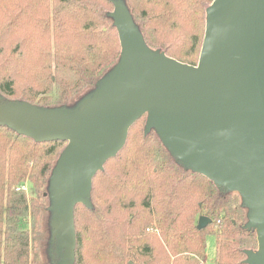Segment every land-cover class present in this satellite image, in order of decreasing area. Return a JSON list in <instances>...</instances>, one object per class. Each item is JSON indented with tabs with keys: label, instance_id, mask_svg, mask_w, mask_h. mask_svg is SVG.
I'll return each mask as SVG.
<instances>
[{
	"label": "trees",
	"instance_id": "trees-1",
	"mask_svg": "<svg viewBox=\"0 0 264 264\" xmlns=\"http://www.w3.org/2000/svg\"><path fill=\"white\" fill-rule=\"evenodd\" d=\"M213 1L126 0L152 50L194 66ZM114 10L110 0H0V93L65 109L80 92L97 91L122 55ZM146 123L147 115L130 128L124 148L93 179L94 209L76 206L74 264H200L210 235L217 236L214 264H248L258 239L244 228L250 212L240 194L189 170ZM66 146L0 123V264H32L41 200L23 186L33 184L45 214L49 178ZM201 216L212 222L200 230Z\"/></svg>",
	"mask_w": 264,
	"mask_h": 264
},
{
	"label": "water",
	"instance_id": "water-1",
	"mask_svg": "<svg viewBox=\"0 0 264 264\" xmlns=\"http://www.w3.org/2000/svg\"><path fill=\"white\" fill-rule=\"evenodd\" d=\"M116 28L120 62L79 110L17 103L0 111L19 134L67 142L51 183L60 240L72 235L64 262L75 259L76 206L147 115V130L179 160L242 195L258 239L247 263L264 264V0H214L196 66L152 50L127 17ZM211 222L202 216L198 228Z\"/></svg>",
	"mask_w": 264,
	"mask_h": 264
},
{
	"label": "rangeland",
	"instance_id": "rangeland-1",
	"mask_svg": "<svg viewBox=\"0 0 264 264\" xmlns=\"http://www.w3.org/2000/svg\"><path fill=\"white\" fill-rule=\"evenodd\" d=\"M110 1L113 2L114 6H115L114 12H112L110 14V16L112 17V19L114 21V24L116 25V22L119 18L127 17V18L132 20L133 25L135 27H137V29L139 30L137 24L133 20V15L130 11V8L128 7L126 0H110ZM104 79L101 81L99 88L101 87V85H103L104 81H106L108 79V77L104 78ZM95 93H96V91H94V92H90V91L80 92L79 95H76L75 98L72 99L70 105L65 107V110L67 112H74L76 110H79L84 105V103L87 102ZM19 103H22V102H19ZM15 104H17L15 101L14 102L9 101V99H7L2 93H0V111L6 110ZM147 122H148V116H147ZM0 123L1 124H7V123H4L3 121H0ZM146 128H147V123H146ZM63 152H62V154H63ZM62 154L59 157V159L57 160L56 165L54 166V168L52 170V174L49 178L50 185H49V188L47 190L48 197H49V200H48L49 205L46 208L45 214L42 213V208L44 206H47V205L45 204L44 199L39 198L38 191L33 187V184L28 181L23 186V190L25 191V193L29 199L37 198L39 201L41 200V203H43V204H41L39 202L41 205L39 234L36 237H34V239L31 238L32 247H31L30 255H31V263L32 264H61V262L65 258L66 253H68V251L70 249V244L72 241V235L70 233L66 234L63 242H62V240H60V237L58 235V228H57V222H56L57 216H56V212L54 211V208H53V205H54L53 204V202H54L53 198L54 197H53V193L51 190V183H52V179H53V174H54V171H55V169H56V167H57V165H58V163L62 157ZM186 166L188 167L189 170H191V168L188 165H186ZM17 192H18V190L15 191V193H17ZM231 192H237V191H231ZM239 196L242 199V201H244L242 195L240 194ZM240 198H239V200H240ZM82 204H84L89 209H94V205H93L92 200H91V195H90V198H88L87 201L85 203H82ZM249 212H250V209H249ZM199 219H200V217H199ZM199 219H198V222H199ZM247 224L244 227L245 229H247V231L252 229V230L256 231V233H257L256 228H248ZM45 240H48L47 243H45ZM257 250H258V246H256L255 248L254 247L251 248L247 252H249V251L256 252ZM216 256H217V236L216 235H210L207 237L205 257L199 259V261L204 262L205 264H214ZM64 264H74L73 256H69L68 259L64 262Z\"/></svg>",
	"mask_w": 264,
	"mask_h": 264
},
{
	"label": "flooded vegetation",
	"instance_id": "flooded-vegetation-1",
	"mask_svg": "<svg viewBox=\"0 0 264 264\" xmlns=\"http://www.w3.org/2000/svg\"><path fill=\"white\" fill-rule=\"evenodd\" d=\"M61 264H64V260L61 262Z\"/></svg>",
	"mask_w": 264,
	"mask_h": 264
},
{
	"label": "built area",
	"instance_id": "built-area-1",
	"mask_svg": "<svg viewBox=\"0 0 264 264\" xmlns=\"http://www.w3.org/2000/svg\"><path fill=\"white\" fill-rule=\"evenodd\" d=\"M200 264H205L204 262H201Z\"/></svg>",
	"mask_w": 264,
	"mask_h": 264
}]
</instances>
